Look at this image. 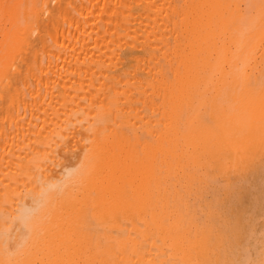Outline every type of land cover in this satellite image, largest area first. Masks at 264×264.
<instances>
[{"label":"bare ground","instance_id":"1","mask_svg":"<svg viewBox=\"0 0 264 264\" xmlns=\"http://www.w3.org/2000/svg\"><path fill=\"white\" fill-rule=\"evenodd\" d=\"M263 99L264 0H0V264H264Z\"/></svg>","mask_w":264,"mask_h":264},{"label":"rangeland","instance_id":"2","mask_svg":"<svg viewBox=\"0 0 264 264\" xmlns=\"http://www.w3.org/2000/svg\"><path fill=\"white\" fill-rule=\"evenodd\" d=\"M13 20H15V16L11 15V18L9 20V24L7 26L6 36L10 35L11 30L13 29ZM256 105H258V104H256ZM254 111H255L254 116L257 118L256 120L258 121V125H257L258 139H254L253 137H250L247 140L243 139L242 142H243V146H244V150H245L246 154L249 153L248 151H251V150H254V148H257V149L261 150L262 155H264V148H263V146H264V99L258 108H254ZM245 152H243V153L245 154ZM245 155H243V156H245ZM262 158H263L262 160H264V156ZM256 163L258 164V162H256ZM262 163H260V164H262ZM260 164H258V165H260ZM240 165H242V163ZM222 173L224 176H226L230 185H234L236 183H244V182L235 181L236 178L239 177V173L237 171L232 172V171L227 170L226 172L223 171Z\"/></svg>","mask_w":264,"mask_h":264}]
</instances>
